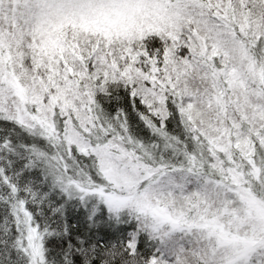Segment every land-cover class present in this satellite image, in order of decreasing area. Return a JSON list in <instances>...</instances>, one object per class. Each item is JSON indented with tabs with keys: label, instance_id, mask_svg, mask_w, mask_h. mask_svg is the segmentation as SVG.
I'll return each instance as SVG.
<instances>
[{
	"label": "snow or ice",
	"instance_id": "obj_1",
	"mask_svg": "<svg viewBox=\"0 0 264 264\" xmlns=\"http://www.w3.org/2000/svg\"><path fill=\"white\" fill-rule=\"evenodd\" d=\"M0 264H264V0H0Z\"/></svg>",
	"mask_w": 264,
	"mask_h": 264
}]
</instances>
